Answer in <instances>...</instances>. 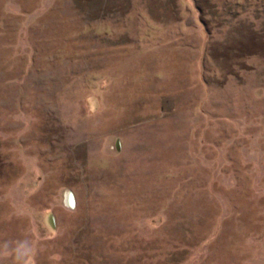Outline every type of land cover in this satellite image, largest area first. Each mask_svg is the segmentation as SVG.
Masks as SVG:
<instances>
[{
	"label": "rangeland",
	"instance_id": "rangeland-1",
	"mask_svg": "<svg viewBox=\"0 0 264 264\" xmlns=\"http://www.w3.org/2000/svg\"><path fill=\"white\" fill-rule=\"evenodd\" d=\"M0 264H264V0H0Z\"/></svg>",
	"mask_w": 264,
	"mask_h": 264
}]
</instances>
